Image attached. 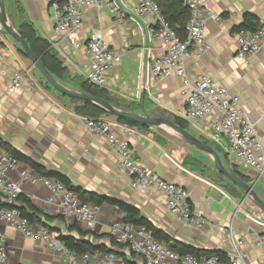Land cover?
Masks as SVG:
<instances>
[{
  "label": "crops",
  "instance_id": "0c3cea01",
  "mask_svg": "<svg viewBox=\"0 0 264 264\" xmlns=\"http://www.w3.org/2000/svg\"><path fill=\"white\" fill-rule=\"evenodd\" d=\"M203 2L211 12L221 16V21L207 20V51L200 57L190 53L184 62L186 73L192 82L203 74H210L215 82L236 96L264 146V43L258 53L244 61L236 57L235 38L237 27L247 14L264 24V0ZM53 3L59 0H5V11L15 30L27 23L38 37L48 42L64 68L63 78L54 77L61 85L80 90L79 84L87 80L86 69L90 64L84 43L100 34L108 50L121 59L106 74V86L102 87L117 100L120 106L117 109L162 115L169 120L178 117L186 104L184 83L175 75L154 78L150 74L149 68L161 56V50L155 41L143 42L136 21L126 18L124 24L118 25L107 10L89 8L84 13L83 27L76 33L80 46L74 48L53 28ZM0 43V140L5 145L44 170L67 178L83 191L136 208L171 241L199 251L224 254L232 253L233 243L240 242L238 251L243 259L238 264H264V213L240 189L215 172L211 156L164 129L129 127L136 133L131 139L134 158L157 176L185 190L193 213L206 220L205 226L198 230L185 226L167 211L162 193L130 186L114 150L104 138L88 131L87 118L74 113V107L82 101L60 94L42 76L39 81L35 67L18 51V43L1 32V26ZM15 72H21L24 77L17 90L10 87ZM217 118L218 114L213 113L205 120L191 123L188 132L210 145L225 167H236L264 203V175L259 177L231 161L225 142L218 145L207 139L209 123ZM100 120L120 125L112 116L104 115ZM117 126L114 127L117 134L124 136ZM18 162V170L29 168L24 162ZM8 177L19 181L17 172H11ZM21 188V197L27 205L21 199L17 205L34 215L36 222L30 224L31 228H47L56 241L47 244L26 238L0 222L8 254L4 264H68V258L55 249L59 240L54 234L70 236L101 249L93 253L104 254L110 250L126 264H144L109 236L110 225L122 220L116 206L102 204L93 228L86 229L59 215L57 206L48 202L51 194L42 184L25 182ZM92 262L98 264L97 259Z\"/></svg>",
  "mask_w": 264,
  "mask_h": 264
},
{
  "label": "built area",
  "instance_id": "2783aa9c",
  "mask_svg": "<svg viewBox=\"0 0 264 264\" xmlns=\"http://www.w3.org/2000/svg\"><path fill=\"white\" fill-rule=\"evenodd\" d=\"M183 4L189 11L186 37L183 40L169 27L153 0H59V3L52 4V24L55 32L74 48H79L76 33L83 27L84 13L89 8L107 10L118 25L124 24L126 18L136 21L143 42L148 44L155 41L161 50V56L149 68L150 74L154 78L175 75L184 83L186 104L177 116L191 124L217 113L218 118L209 123L207 139L218 145L225 142V151L231 161L261 177L264 175V146L239 99L215 82L210 74H203L194 82L190 81L184 66L190 53L200 57L207 51L206 22L208 19L219 22L221 16L211 12L203 0H183ZM235 38L236 57L245 61L261 50L264 24H259L254 31L239 29ZM84 50L90 56V64L86 69L87 81L94 86L105 87L106 74L120 63V56L108 50L100 34L89 37L84 43ZM23 81V74L15 72L11 89H19ZM115 126L104 120L86 121L88 131L104 138L117 154L119 165L125 170L133 189H152L162 193L167 211L177 216L185 226L202 229L206 220L193 213L185 190L157 176L134 158L131 139L136 134L135 130L119 125L117 127L125 134L119 136ZM18 165V160L0 146V222L8 224L26 238L47 244L56 241L47 228L33 229L21 215L17 205L22 195L21 184L31 182L40 183L49 190L51 195L48 202L57 206L59 215L65 220H71L86 229L93 228L100 206L82 203L75 192L56 179L34 174L29 168L18 170ZM11 172L18 173V182L8 177ZM109 236L117 244L126 246L144 264H238L243 259L238 251L240 242L233 243L234 251L226 254L225 259L216 256L196 258L191 254L181 255L172 251L163 242L153 239L144 228L134 227L122 220L110 225ZM55 249L68 258V264H93V259H97L98 264H126L113 252L78 255L60 242ZM7 257L6 237L0 233V264H4Z\"/></svg>",
  "mask_w": 264,
  "mask_h": 264
},
{
  "label": "trees",
  "instance_id": "16d2710c",
  "mask_svg": "<svg viewBox=\"0 0 264 264\" xmlns=\"http://www.w3.org/2000/svg\"><path fill=\"white\" fill-rule=\"evenodd\" d=\"M153 1H155L157 5L159 6L169 27L176 32V34L181 40H183L186 37L185 27H186V24L189 18V11L184 6L183 0H153ZM258 26H259V23H258L257 18L251 14H247L244 16L243 23H241L237 27V29L243 28L249 31H254L257 29ZM17 32L27 42L33 54L37 58H39L42 65L50 72V74L56 78H60V79L63 78L64 68L62 67V63L56 57L55 52L52 51L48 42L38 37L34 29L27 23L20 24L19 28L17 29ZM18 51L24 57H26V55L20 49V47ZM79 88L80 90L85 91L96 98L105 100L106 102L110 103L116 108L120 107L117 104V100L112 98L105 89L94 86L90 84L87 80L81 82L79 84ZM72 100L76 101L74 99ZM76 102H79V101H76ZM74 113L77 114L78 116L85 117L88 120H100L101 116H104V115L109 116L101 109L87 102H79V104L74 107ZM171 121H173L176 125L183 128L184 130L188 131V127L190 125L188 122L176 116H174V118ZM115 122L123 126L136 127L138 129H148L149 128L148 126H141V125L129 122L121 118H115ZM0 146L5 151L9 152L15 159H17L18 161L24 162L35 173L41 176H44V177L56 179L57 181L61 182L67 189L75 192L78 195L79 200L82 203H90V204L101 206L102 204L107 202L111 205L116 206L118 210L122 213V221L124 223L130 224L134 227L144 228L147 232L151 234L153 239L163 242L169 249H171L174 252H177L181 255L191 254L196 258L211 257V256H216L222 259L226 258V254L221 253V252L199 251L189 246L180 244L176 241H171V239L165 233L155 228L148 220H146L143 216H141V214L136 208L131 207L121 202H115V201L106 199L95 193L83 191L82 189L73 186L67 178L44 170L38 164L34 163L33 161L21 155L20 153L11 149L9 146L5 145L1 140H0ZM232 170L239 177H241L244 181L247 180L246 177L243 176L236 167L233 166ZM19 199L22 200L23 204L27 205L26 200L23 199L21 196L19 197ZM1 206L2 205L0 203V207ZM19 209H20L21 215L24 218H26L30 224L36 222L34 215L29 214L23 206H21ZM54 236L55 238H57V240H59V242H61L70 251L78 255H82L85 253H93V252H97L101 250L91 245L90 243L77 240L70 236H63L62 234H54ZM102 250L104 251V249ZM104 252L110 253L111 251L107 250Z\"/></svg>",
  "mask_w": 264,
  "mask_h": 264
},
{
  "label": "water",
  "instance_id": "95a60500",
  "mask_svg": "<svg viewBox=\"0 0 264 264\" xmlns=\"http://www.w3.org/2000/svg\"><path fill=\"white\" fill-rule=\"evenodd\" d=\"M0 26L1 32L7 36H10L16 43H18L20 49L24 52L28 60L54 90L64 96L74 98L82 102H87L114 118H121L141 126L161 128L180 136L181 139L189 146L211 156L212 165L215 172L221 174L227 181L233 184L236 188L240 189L245 194V197L248 198L260 211L264 213V203L253 190V185L245 182L232 170V168L225 167L215 150L210 145H207L201 140L197 139L187 130H184L183 128L176 125L173 121L162 115L149 116L147 114L141 115L135 112L120 110L105 100L96 98L85 91L71 90L61 85L42 65L39 58L33 54L27 42L20 36L17 30H15L10 25L5 11V0H0Z\"/></svg>",
  "mask_w": 264,
  "mask_h": 264
},
{
  "label": "rangeland",
  "instance_id": "374dc122",
  "mask_svg": "<svg viewBox=\"0 0 264 264\" xmlns=\"http://www.w3.org/2000/svg\"><path fill=\"white\" fill-rule=\"evenodd\" d=\"M30 63V62H29ZM31 64V63H30ZM34 72H36V78L39 80V81H42V77L41 75L38 73V71L34 68ZM189 131L192 132V129L189 128Z\"/></svg>",
  "mask_w": 264,
  "mask_h": 264
}]
</instances>
